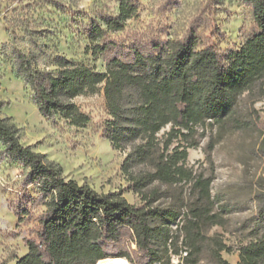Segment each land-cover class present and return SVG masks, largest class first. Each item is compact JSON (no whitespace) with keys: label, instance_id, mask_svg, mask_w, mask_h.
<instances>
[{"label":"trees","instance_id":"obj_1","mask_svg":"<svg viewBox=\"0 0 264 264\" xmlns=\"http://www.w3.org/2000/svg\"><path fill=\"white\" fill-rule=\"evenodd\" d=\"M236 1L247 6L250 23L232 48L216 46L199 26L180 39L135 37L119 44L109 33L121 31L138 10L136 0H119L116 14L86 25L89 50L103 59L104 71L63 56L55 58V71L41 70L18 54L19 74L47 120L86 126L91 117L74 100L103 90L107 118L99 130L114 150L128 151L121 170L141 203L130 204L122 191L97 193L67 180L58 164L22 146L18 129L0 117L1 155L22 168L20 178L36 194L21 193L11 208L19 220L29 217L31 206L44 208L25 241L27 253L15 264H97L107 258L230 264L222 255L233 247L209 234L226 222L212 195L213 177L188 167L187 159L206 137L211 150L228 132L264 131L258 116L239 109L245 94L264 96V0ZM257 151L264 159V139ZM153 184L166 188L165 207L157 204L158 190H148ZM257 187L253 226L234 250L236 264H264V178Z\"/></svg>","mask_w":264,"mask_h":264},{"label":"rangeland","instance_id":"obj_2","mask_svg":"<svg viewBox=\"0 0 264 264\" xmlns=\"http://www.w3.org/2000/svg\"><path fill=\"white\" fill-rule=\"evenodd\" d=\"M136 1L138 10L124 28L108 35L119 44L135 37L180 39L192 26H199L200 33H211L210 40L227 49L241 43L239 31L250 23L247 6L236 0ZM118 7L119 0H0V117L9 118L18 129L22 146L58 164L67 180L85 184L97 193L122 191L130 204H140V197L128 189V179L121 170L128 151L114 150L99 130L107 118L103 90L74 100L91 122L84 127L67 126L40 115L17 66L20 53L41 70L55 71V58L63 56L104 71L103 59L93 57L89 50L86 25L100 23L102 17L116 14ZM239 109L244 115L258 116V125L263 128L264 96L245 94ZM252 109L255 114H251ZM168 130L163 129L158 137ZM263 139L264 131L258 128L228 132L211 150L208 137L188 150V167L212 175V195L226 212L225 225L213 227L209 234L221 235L233 247L232 253L222 255L230 264L238 262L234 250L253 226L257 211V183L264 178V159L257 147ZM2 150L0 143V264H15L27 253L25 241L36 230L44 208L31 206L24 220L15 216L12 201L23 192L36 194L33 186H26L20 178L22 168L6 160ZM152 189L159 192L157 204L165 207L166 188L153 184L148 190Z\"/></svg>","mask_w":264,"mask_h":264},{"label":"bare ground","instance_id":"obj_3","mask_svg":"<svg viewBox=\"0 0 264 264\" xmlns=\"http://www.w3.org/2000/svg\"><path fill=\"white\" fill-rule=\"evenodd\" d=\"M97 264H130V263L122 258H107L99 261Z\"/></svg>","mask_w":264,"mask_h":264}]
</instances>
